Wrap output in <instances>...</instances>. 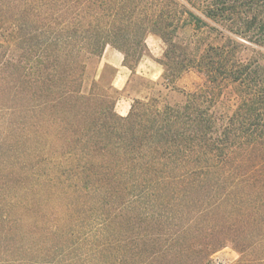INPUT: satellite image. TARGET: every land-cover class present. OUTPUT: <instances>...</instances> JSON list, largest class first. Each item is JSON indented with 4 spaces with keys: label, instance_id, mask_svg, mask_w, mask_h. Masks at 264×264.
<instances>
[{
    "label": "trees",
    "instance_id": "obj_1",
    "mask_svg": "<svg viewBox=\"0 0 264 264\" xmlns=\"http://www.w3.org/2000/svg\"><path fill=\"white\" fill-rule=\"evenodd\" d=\"M186 28L264 47V0H0V69L12 72L20 103L79 110L67 153L80 155L61 174L102 211L109 256L100 264H215L228 244L235 264H264L263 66L244 62L230 40L183 56L172 46ZM148 34L167 48L166 89L193 70L215 90L185 93L173 107L134 100L125 117L114 111L118 98L83 94L90 60L110 46L133 73ZM227 85L240 102L218 114Z\"/></svg>",
    "mask_w": 264,
    "mask_h": 264
},
{
    "label": "rangeland",
    "instance_id": "obj_2",
    "mask_svg": "<svg viewBox=\"0 0 264 264\" xmlns=\"http://www.w3.org/2000/svg\"><path fill=\"white\" fill-rule=\"evenodd\" d=\"M209 25L224 28L212 22ZM229 40L236 42L238 56L244 62H258L264 73V47L224 29L223 37L216 31L180 30L172 47L187 56L197 47L227 45ZM145 44L140 64H131L134 72L122 90L110 86L112 71H102L100 58L90 60L84 73L83 94L102 90L118 98L114 111L126 116L134 100L156 98L159 108L173 107L184 102L185 93L205 87L215 90L193 70L167 84L166 89L164 68L159 62H165L167 48L152 34L146 36ZM20 93L12 72L0 69V264H100L102 257L105 260L109 256L101 250L103 247L109 251L108 235L102 231L101 221L95 219V214L102 211L89 202L90 196L76 189L67 190L61 174L80 155L77 150L67 153L71 149L68 141L77 132L80 118L75 113L79 110L66 102L59 111L30 112L25 103H20ZM221 93L213 110L231 114L240 102L237 87L227 85ZM239 257L228 244L213 254L212 260L215 264H235Z\"/></svg>",
    "mask_w": 264,
    "mask_h": 264
},
{
    "label": "crops",
    "instance_id": "obj_3",
    "mask_svg": "<svg viewBox=\"0 0 264 264\" xmlns=\"http://www.w3.org/2000/svg\"><path fill=\"white\" fill-rule=\"evenodd\" d=\"M100 67L102 71L106 69H110L112 71L110 86L114 90L124 89L131 71L123 65L122 55L117 50L113 49L110 46H106L102 53V56L100 57ZM126 71L128 72V74H126ZM119 115L125 116V114Z\"/></svg>",
    "mask_w": 264,
    "mask_h": 264
}]
</instances>
